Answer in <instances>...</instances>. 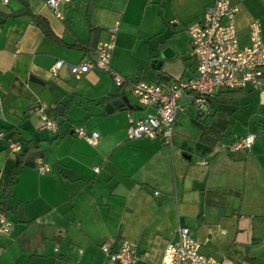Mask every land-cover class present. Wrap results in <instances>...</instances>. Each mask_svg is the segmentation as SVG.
<instances>
[{"label": "crops", "instance_id": "0c3cea01", "mask_svg": "<svg viewBox=\"0 0 264 264\" xmlns=\"http://www.w3.org/2000/svg\"><path fill=\"white\" fill-rule=\"evenodd\" d=\"M44 1L0 0V210L14 223L0 235V264H104L100 245L116 249L123 239L136 244L135 264H160L179 227L220 264H264V90L218 89L208 113L178 99L168 143L128 138L129 116L153 109L107 72L93 68L76 79L67 70L92 60L116 25L110 66L121 77L190 78L197 62L187 28L215 0H71L62 19ZM229 2L240 38L254 19L264 38V0ZM123 96L128 104L105 109ZM41 115L58 123L56 133L41 128ZM205 123L222 134L214 145L201 140ZM79 127L97 131L96 142L78 137ZM247 134L249 150L228 151ZM10 141L22 150L10 153ZM30 144L48 172L18 159Z\"/></svg>", "mask_w": 264, "mask_h": 264}, {"label": "built area", "instance_id": "2783aa9c", "mask_svg": "<svg viewBox=\"0 0 264 264\" xmlns=\"http://www.w3.org/2000/svg\"><path fill=\"white\" fill-rule=\"evenodd\" d=\"M1 1L6 3L8 0ZM70 1L44 2L55 17L62 19L61 6ZM237 11L238 8L231 5L229 0H215L206 7L202 17L187 28L191 53L197 62L195 74L190 78L161 83L121 77L110 66L116 25L110 29L107 40L96 43L92 60L68 65L67 70L76 79L93 68L107 72L117 87L128 88L141 107L153 109L141 119L135 120L129 116L128 138H159L170 143L173 123L180 109L177 100L183 95L190 96L200 113H208V99L218 89L264 90V38L260 34V23L255 19L250 21L245 39L240 38L236 25ZM61 64L62 61H56L51 73L55 74ZM40 119L42 129L50 133L57 132L58 123L54 119L44 115ZM75 133L90 144L95 143L98 138L97 131L87 133L80 127ZM253 140L252 134L238 137L227 149L230 152L247 151ZM7 150L19 153L22 145L19 141H10ZM35 169L39 174L49 171L40 157L35 160ZM93 169L98 170L97 167ZM154 194L158 192L155 191ZM13 229L14 223L0 210V235H8ZM177 235V240L164 249L160 264H220L217 258L201 251L200 243L192 236L188 227H179ZM100 249L105 255L104 264H135L138 259L136 244L128 239H123L116 249H111L107 243L101 244Z\"/></svg>", "mask_w": 264, "mask_h": 264}, {"label": "trees", "instance_id": "16d2710c", "mask_svg": "<svg viewBox=\"0 0 264 264\" xmlns=\"http://www.w3.org/2000/svg\"><path fill=\"white\" fill-rule=\"evenodd\" d=\"M33 21L35 22L36 25H38L43 30V32L47 36L52 35L51 29H50L48 23L46 22V20L44 18H41V17L35 15V16H33ZM93 30H94V28H91V31H93ZM139 79H140L139 76H137V77L132 78L131 80L137 81ZM221 137H222L221 133L213 130L208 123H205V128H204L202 136H201V140L203 142L210 144V145H214L217 141H219L221 139ZM30 146H27V148L21 152V154L18 156V159L20 161H22L24 159V157L28 156L27 157L28 159H26L24 161L25 164L34 167L35 166V160L40 155V153L38 152V150H36V149H38V147L36 145L30 144ZM13 183H14V177L9 182L8 189H7L8 191L10 190ZM5 194L6 193H3L2 196H5Z\"/></svg>", "mask_w": 264, "mask_h": 264}, {"label": "water", "instance_id": "95a60500", "mask_svg": "<svg viewBox=\"0 0 264 264\" xmlns=\"http://www.w3.org/2000/svg\"><path fill=\"white\" fill-rule=\"evenodd\" d=\"M153 62H154V61H153ZM159 64H160V62H158V65H159ZM185 98H189V100H191L190 97H187L186 95H183L182 98H181V100L184 101ZM119 104H120V105H121V104H128V99H127V97H126V96H123V97H121V99L113 100V101H111L110 103H107L105 109H106V110H111V109H113L114 105H119ZM36 226H37L36 224H31V225L29 226L28 230L31 231V230L35 229Z\"/></svg>", "mask_w": 264, "mask_h": 264}]
</instances>
